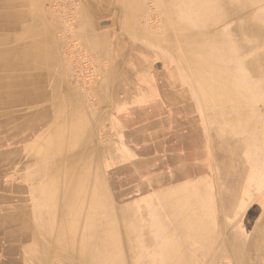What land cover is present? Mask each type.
I'll return each instance as SVG.
<instances>
[{
	"label": "bare ground",
	"instance_id": "1",
	"mask_svg": "<svg viewBox=\"0 0 264 264\" xmlns=\"http://www.w3.org/2000/svg\"><path fill=\"white\" fill-rule=\"evenodd\" d=\"M245 1L159 0L161 11L164 12L162 30L169 29V34L147 36L144 40L154 42L153 46L157 49L160 46L168 49L171 56V62L167 61L168 68L175 69L174 66H178L188 71L204 109H214L212 116L206 115V121L221 123L218 135L229 140L230 132L235 131L234 143L230 140L224 143L226 146L230 145L228 147H232L233 151L229 157L219 158L220 166L217 168L224 171L222 184L225 180L232 181V184H227L225 193L237 202L251 199L264 185V98H261L264 95L252 92L255 84L264 82V42L259 41L260 35L249 33L259 20L264 21V10L253 16L251 21V17L240 20L242 23L236 29L219 33L218 46L213 42L210 46V43L203 41L204 37H201L202 41L194 38L188 18L195 15V23H206L208 21L205 15L216 10L217 2H220L223 11L216 14V17L226 19L233 14V9L239 10L245 6ZM248 1L252 3L255 0ZM40 2L41 0H0V185L6 188V192L0 193V202L5 203V207L0 208V220L14 229L7 231L9 239L13 245L19 246L22 240L28 243L27 249L33 264H42L48 259L49 252L45 250L53 240L62 243L67 252L80 251V264H129L125 255L126 245L135 264H155L157 260L156 264H179L187 261L183 249L188 246V240L208 234V222L198 217L203 214H191L178 198H172L178 194L170 193L160 196L162 200L172 198L163 202L162 206L158 204L161 216L158 205H151V220L149 212H141L142 216L135 219L136 224L128 220L125 225L123 216L127 215V209L122 208L119 211L121 222L123 229H128L129 235L126 236L125 243L121 239L122 229L118 232L116 230L118 216L110 197L114 186L107 184L100 170L94 172L91 169L92 155L85 154L76 146L75 149L67 148L68 129H71L68 138L78 143L83 142L85 132L82 124L72 128L68 126L65 108L69 105L70 94L77 90H69L72 87L66 80L68 67L57 55L58 45L52 34L55 20L47 18L48 11L41 9ZM80 2L74 22L78 31L73 32V36L77 39L80 36L86 43V48L96 54L93 55L107 60L106 67L98 65L95 68L102 78L99 82H94V88L107 89L114 85L110 89L116 91L120 87H127L125 76L133 75L129 69L134 70L135 75L129 88L124 90L128 102H136L142 88L149 89L148 85L155 80L161 86L165 76H158L161 73L157 72L160 71H155L158 70V61L153 65L148 57L140 59L143 65L138 69L127 67V60L120 53L121 47L120 52H115L114 44L112 45L107 35L97 32L92 25L86 23V19H82L89 9L98 12L100 8L113 7L122 15L124 24L130 23L135 18L133 11L138 6V0ZM212 15L209 16V22H212ZM139 38L141 36L133 32L129 40L133 42ZM156 48L151 49L156 51ZM244 98L247 100L242 101ZM21 107L25 109L24 112L20 111ZM52 107L55 111L51 110ZM74 112L77 116L82 113L79 106H75ZM46 120L50 121L42 127L41 124ZM243 130L248 135L245 140L236 136V133ZM243 144L246 147L245 154ZM245 160L250 164L244 176L252 177L251 181L245 182L251 187L246 193L239 186H234L237 183L235 180L240 179L238 172L241 174L245 170ZM241 182L238 181L237 184L241 186ZM261 194L264 196V192ZM13 196H17V203L12 201ZM27 200L29 203L24 205L23 201ZM7 201L12 204V211L6 204ZM241 206L240 204L239 208ZM235 211L227 207V225L231 223L228 219L238 213ZM165 217L175 224V228L170 233L160 230L158 235L151 236L149 226L154 228L153 225L159 223L163 227ZM168 220H165L166 223ZM136 227H139L140 232L136 233ZM214 227L212 224V241L219 239ZM67 234L72 235L73 242L65 240ZM77 242L78 245H74ZM157 243L164 246L157 258L155 252H147L140 258V248L149 249Z\"/></svg>",
	"mask_w": 264,
	"mask_h": 264
},
{
	"label": "crops",
	"instance_id": "2",
	"mask_svg": "<svg viewBox=\"0 0 264 264\" xmlns=\"http://www.w3.org/2000/svg\"><path fill=\"white\" fill-rule=\"evenodd\" d=\"M167 70L161 66L158 69L160 71L158 73L161 74L157 73L158 76H171L174 77L173 79L163 78L164 83L161 86L160 83L151 82L148 85L149 89L142 88L136 102H130L122 110H115L112 113L111 121L114 125H118L121 131L117 134L114 131L109 132L110 135H115L113 137L114 146H111L108 151L109 167L114 168L109 175L111 180L107 183L111 187L114 186L110 196L111 203L112 205L120 204V210L127 209V215L123 216L126 225L128 220L136 224L135 219L142 216L141 212H149V217L151 205L160 204L162 206L163 202L178 198L191 214L196 216L203 214L198 217L202 218L204 222H208L207 236L201 235L189 239L188 246L183 249L184 251H199L205 259L211 257L212 251H217V257L227 256L234 264H264V196L254 194L251 200L246 198L243 203L233 201L225 193L227 184H232V181L226 182L225 180L222 184L221 177L224 171L217 168L220 166L219 164L213 166L211 163L213 148L211 139H208L210 138L208 135L211 133L206 132L208 129L203 126L208 122L206 116L201 114L200 108L203 107V104L193 81L190 80V74L188 73L187 83H182L179 69H171L168 72ZM135 111L143 112L136 113ZM144 111L147 113L145 114ZM123 112H134L127 116L126 123L120 119ZM222 141L224 139H219L220 150L223 147ZM219 155L221 156V153ZM238 175L240 179L236 177L235 181L237 183L242 181L243 184L240 186L236 183L234 186L240 187L239 189L246 193L251 187L247 183L245 184L246 181L239 172ZM121 187L123 193L117 195L116 192ZM221 189H223V195L220 194ZM3 192H6V189L0 185V193ZM164 193L178 195L162 200L160 196ZM11 199L15 203L18 202L17 196H13ZM26 202L28 200L23 201V204H27ZM6 204L11 210L12 204L9 201ZM240 204L242 206L239 208ZM210 205L211 207H209ZM225 205L233 211L236 210L235 212L238 211L236 215L228 219L231 221L229 225L226 224L228 212ZM160 206L156 207L161 216ZM3 207H5V203L0 202V208ZM237 207L239 210L236 209ZM149 220H151L150 217ZM165 220L167 221L168 218L163 219V227L161 224L158 225L159 223L153 225L154 228L149 226V234L151 236L158 235L160 230L170 233L169 231L175 228V224L169 220L166 223ZM0 222V264H5L7 259L8 261L16 259L22 247L21 244L23 245L25 240H22L19 246L13 245L7 233L8 230L12 229L11 231H13V227L9 228L4 225L2 219ZM212 224L218 231V240L212 241ZM171 225L172 227H170ZM136 228H138L136 233L140 232L139 227ZM123 230L126 243V236H129L128 229ZM256 239L259 240L256 241ZM125 247V251L129 252L128 246ZM163 249L164 246H160L158 243L149 249L140 248V258L142 259L147 252H155L157 258ZM208 255L210 256L207 257ZM149 261L151 260L149 259ZM189 262L191 259L187 257V261L179 264Z\"/></svg>",
	"mask_w": 264,
	"mask_h": 264
},
{
	"label": "rangeland",
	"instance_id": "3",
	"mask_svg": "<svg viewBox=\"0 0 264 264\" xmlns=\"http://www.w3.org/2000/svg\"><path fill=\"white\" fill-rule=\"evenodd\" d=\"M241 1L244 3L245 0H241ZM217 3L218 5L216 7V10L212 11V13H208L205 15L208 22L206 23L196 22L195 23L194 22L195 15H193V17L191 18L190 17L188 18L190 19V23H191V32L194 31L193 32L194 38L196 39L200 38L199 41H202L201 37H204L203 41L210 43V46L212 42L216 43V46L219 45V40H220L219 33L226 32L227 30L236 29V27L241 21H243L244 19H249L250 17H251L250 18V21H251L253 16L255 17V15H257L259 12L264 10V0H255V1H252V3L246 0L245 6H243L242 8H239L240 11L237 9H233L234 10L233 14L230 17L223 19V18H219L218 16L216 17V14L221 13V11H223L221 3L220 2H217ZM80 4H81L80 0H41L40 7L42 10L46 12L48 11L47 12L48 19L52 18L55 20V23H54L55 28L52 30V34H53L54 40L57 42V45H58L57 55L61 57L62 61L65 64H67V67H68L67 75L68 76L66 75V80H67V83H69L72 87V89H69V90L71 91H74L75 89L77 90V92H74L72 94H70V91H69V94L71 96L69 97V102H68L69 105L66 106L67 109L65 108V111L67 112V115H68L67 119H68L69 127L72 128V126L75 127V125L80 126L82 124V128L85 132L83 136L84 139H83V142L78 143L77 141L76 142L73 141L70 137L68 138L69 131L71 135V129H68V133L66 132L67 148H69V150L75 149L74 147L76 146L77 148H81V150L85 154L92 155L91 156L92 159L90 160L91 169H94V172H96V170L97 171L100 170L101 175L103 176L105 181L108 183V181L111 180L109 175H111V173L114 170L113 167H109L108 151L112 145L114 146L113 137L115 136L114 134L110 135L109 132L114 131V133L117 134V132L121 131V128H119L118 125L116 124L114 125L113 122L111 121L112 113L115 112V110L116 111L122 110L124 106H127V104H130V102H128L129 100H127L128 98L127 93L124 90L129 88L128 85L132 83L135 72L134 70L129 69V72H131L133 75L125 76V73H124L125 81L127 83V87L124 86L126 89L123 87H120L118 90L113 91L110 88H114V85H112L111 87L109 86L108 87L109 90H107L108 88L107 89L106 88L99 89L97 87H96L97 89L94 88V82L97 83L102 78V75L98 71H96L95 68L98 65H101V67L102 66L106 67L107 60L99 59L98 57L95 56L96 55L95 53L88 50L85 46L86 43H84V41L82 40L80 36H78V39L76 36H73V32L78 31V28L74 26V22L77 19V16H78L77 8L79 7ZM160 4L161 3L159 2V0H138V6L133 11V16L135 18L131 20L130 23L125 22V24L123 21V17H121L122 15L120 14V12H118L113 7H112L113 9L112 8L111 9L100 8V11L98 12H93V10L89 9L87 10L86 17L82 19H86L87 20L86 23L89 24L90 26L92 25L93 28L97 32H104L109 38V41L112 42V45L113 44L115 45V46L113 45L115 52H120L122 50V52L120 53L121 54L123 53L122 55L124 56L125 61L127 60V62L124 61L127 67L133 66L135 67V68L132 67L133 69H138L143 65V64L141 65L140 59L149 57V62L152 61L151 63L153 65L156 64V61L159 62L157 69H159L162 66L168 69L167 70L168 72L169 70H171V68L170 67L168 68L167 66V61L171 62V56L167 52L168 49L165 47L162 48L161 46L159 47V49H157L155 45L153 46V44H155L154 42L149 43V42L144 41L145 37L147 36L151 37L157 34L160 36H162L163 34L167 36V34H169V31H170L169 29L166 28V30H162L164 27V20H163L164 12L161 11ZM211 14H213L212 22H209L208 19ZM256 24L258 26L254 25V30L250 29L249 33H253V35H256V36L257 34L260 35L261 38L259 39V41L264 42V21L259 20ZM133 32L136 35L141 36V38L137 40L135 39L133 42H131L129 40V37L133 35ZM212 37L214 38L211 39ZM120 47H121V50H119ZM151 48L153 49L156 48L155 49L156 51H154ZM206 48H208L207 45H206ZM174 67L180 70L179 71L180 79L182 83H187V81L189 80V77L187 74L188 71L186 72V70H182V68L178 66H174ZM155 71H158V70H155ZM165 78L168 80L169 76L167 77L165 76ZM190 80H192L191 76H190ZM153 82L157 83L156 80ZM252 92H257L263 96L264 95V82L255 84ZM197 98H198V94H197ZM261 98H264V96ZM246 100L247 98L242 99V101H246ZM58 104L59 103H55V105H58ZM262 104H264V100ZM75 106L80 107L82 115L80 114L77 116L75 114L74 112ZM53 107L51 108V110L55 111V108ZM262 109L264 111L263 107ZM200 110L203 116H206V115L212 116L215 113L214 109L211 107H208L206 109H204V107H201ZM20 111L24 112L25 109L21 107ZM135 112L139 113L141 111H138V112L135 111ZM130 113H134V112L121 113L120 119L121 121H123V123H126L128 121L127 116ZM144 113L146 114L147 112L144 111ZM144 116L146 117L147 115H144ZM214 116L218 117L217 115H214ZM49 121L50 120L44 121L41 124L42 127L48 124ZM203 126L204 128L208 129L206 130V132L211 133L210 135L211 137L210 136L208 137H210L209 139H211V142L213 143L212 144V148H213L212 158L214 159H212V163L214 164L213 166H216L220 162L219 158L221 157L225 159L229 157L230 152L232 153L233 149H231L232 147L231 148L228 147L230 145L226 146L224 144L228 140V138H223L218 135V129H219L218 126H221V123L216 124L213 122L212 123L209 122L208 124H205ZM234 132L235 131L230 132L231 134V136L229 137L230 142H233V138L235 134ZM239 133H236V136L238 135L239 139L245 140L246 137L248 136L247 132H245L244 130L239 131ZM214 138H216V140ZM221 138L224 139V141H222L224 145L222 149L220 150L219 139ZM244 145L245 144H243V151L246 149ZM227 151L229 152L227 153ZM219 153H221V156L219 155ZM244 154H245V151H244ZM249 164L250 162L249 163L247 161L244 162L243 165L245 166V170L243 169V171L241 172V176H243V178L247 180L246 182H249L252 180L251 176L248 178H245L244 176L246 168L249 167ZM109 171H111L110 174H109ZM91 176H92V172H91ZM262 192H264V187H262L260 191H257L256 192L257 194L256 193L254 194L259 195ZM116 193L117 195L119 193L122 194L123 188L122 187L119 188ZM113 206L115 207L114 210L116 212V215L118 216L116 230L118 232V230L122 229L121 239L124 242L125 240V236L123 232L124 227L121 222V214H119L120 204L116 203V204H113ZM66 236L67 237L65 238V240L68 239L69 243L74 241V239L72 238V235L67 234ZM24 244L21 247L19 254H17L16 259L15 258L10 259L11 261L10 260L8 261L7 259L5 261V264H8V263L9 264H33V261L30 256L31 254L29 252V249H27L29 245L26 241H24ZM74 245H78V242L77 244H74ZM77 248L79 250V247ZM45 252H49V256H48V259L42 264H80L79 262L80 251L71 250L67 252L65 250V247L62 245V243H59L57 241L53 240V242L50 243L49 246H47ZM216 252L217 251H212V255L209 259H205V257L201 254V252L196 251V250L185 251L183 255L191 259V262L187 264H233L232 263L233 261L229 260L230 258L227 256L217 257ZM125 255L127 257V263L135 264V262H132V261L130 262L129 260L130 254L129 252H127V250L125 251ZM209 256L210 255H208L207 257Z\"/></svg>",
	"mask_w": 264,
	"mask_h": 264
}]
</instances>
